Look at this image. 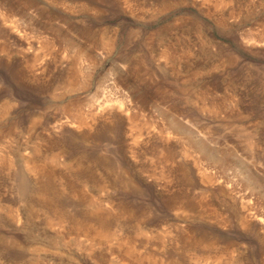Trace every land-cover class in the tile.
<instances>
[{
    "label": "rangeland",
    "instance_id": "1",
    "mask_svg": "<svg viewBox=\"0 0 264 264\" xmlns=\"http://www.w3.org/2000/svg\"><path fill=\"white\" fill-rule=\"evenodd\" d=\"M9 123L0 264H264V0H0ZM27 156L58 175L59 210L98 206L134 253L50 218Z\"/></svg>",
    "mask_w": 264,
    "mask_h": 264
},
{
    "label": "bare ground",
    "instance_id": "2",
    "mask_svg": "<svg viewBox=\"0 0 264 264\" xmlns=\"http://www.w3.org/2000/svg\"><path fill=\"white\" fill-rule=\"evenodd\" d=\"M43 46L45 47L46 45L44 44V45H42V47ZM48 46L50 47V45H48ZM69 47L72 49L71 52L77 53L76 55L79 54L78 51L75 52V46H73V48H72V45L69 44ZM45 48H47V47H45ZM75 58H77V57H75ZM75 62L76 63L79 62L78 59H76ZM75 66H77V65H75ZM75 69H77V68H75ZM67 108L72 110L74 107L69 106ZM119 111H121V108ZM125 112H126V110H125ZM101 113H106L105 115H110L112 113V108L104 106L101 108ZM66 121H68V119ZM85 121H83L81 119L79 121L77 119L74 122L76 123L75 125L77 128L89 129L90 125L92 124L91 123L92 121L89 123H87L88 121H86V122ZM40 123H41V121L39 122L38 120H35L32 127H35L36 124L40 125ZM62 123L63 122H60V121H53L48 126H50V128H52V129H61ZM69 123L74 125V123L71 121ZM13 124L9 123V125L6 124L3 126H0V135L6 136V135H9L11 132H14L15 137H19L21 133L17 132V130H16L17 128H15ZM173 126L175 129L178 130L176 123H173ZM30 127H29V129H30ZM29 138H31V137H29ZM33 150H34V153L35 152L40 153V150L37 148V146H35ZM63 154H64L63 150L58 149L56 153L51 155L52 158L51 157L50 158L54 162L58 161V164L60 163L61 165H63L65 170L74 172V174H73L74 178H75V180H77L75 172H78V168L82 165L81 161L79 160V158H76V157L74 158L72 156L69 158V157L63 156ZM62 158H63V160H62ZM20 161L22 163V172L19 175L22 179L23 187L25 189H27V188L31 189L32 188V192L34 191L33 198H34L35 204H41L45 208H47V212H49L50 218H53L52 216H54L55 220H57L56 221L57 224H60V223L63 224L64 220H66L69 223L70 227H72L74 230H76L78 232H83L88 236L93 234L92 235L93 237H99V238H105V239H112V238L117 237L114 233H112L109 229L106 228V226L110 222V219H109V217H107V215H105L102 211L99 210L98 206H96V208L90 210V212L82 211L81 215L79 217H76L75 215L74 216L73 215L72 216L66 215L67 211H66V213H65V211L63 213L61 210H59V208H61V203H63V202L57 194V188H58V186L56 184L57 182L55 181L56 182L55 184L53 182L54 178L57 177L58 175H56L51 168H47L48 166H44L43 163L38 162V161L33 160V159H30L29 156H27L25 158L20 157ZM28 176H32L34 178V181L32 183L29 180ZM42 178H46L44 182H41ZM59 185L61 187H64V186H62V185H64V183H62V182L59 183ZM67 186L70 188L71 191L77 192L76 188L74 187V184L71 186H69L67 184ZM103 187H105V186L103 185L102 188ZM66 190H67V187H66ZM86 200L87 199L83 196L81 197V199L79 197L80 202H83V201L86 202ZM56 201H57V203H56ZM58 204H60V205H58ZM117 241L119 242L120 246H126L127 251L129 253H134L135 248H134V246L129 245V242H130L129 239L117 237ZM127 243H128V245H127ZM159 264H180V263L177 261H172V260H169V261L160 260Z\"/></svg>",
    "mask_w": 264,
    "mask_h": 264
}]
</instances>
